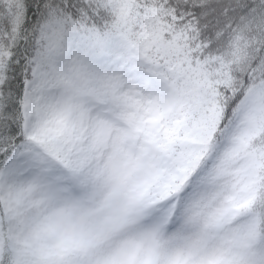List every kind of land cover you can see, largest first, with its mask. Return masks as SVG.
Returning a JSON list of instances; mask_svg holds the SVG:
<instances>
[{
	"label": "snow or ice",
	"instance_id": "1",
	"mask_svg": "<svg viewBox=\"0 0 264 264\" xmlns=\"http://www.w3.org/2000/svg\"><path fill=\"white\" fill-rule=\"evenodd\" d=\"M0 264H264V0H0Z\"/></svg>",
	"mask_w": 264,
	"mask_h": 264
}]
</instances>
